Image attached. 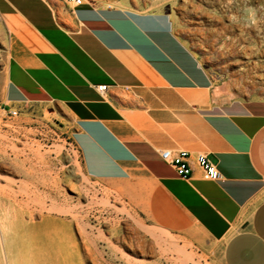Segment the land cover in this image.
I'll return each instance as SVG.
<instances>
[{
  "label": "crops",
  "instance_id": "1",
  "mask_svg": "<svg viewBox=\"0 0 264 264\" xmlns=\"http://www.w3.org/2000/svg\"><path fill=\"white\" fill-rule=\"evenodd\" d=\"M0 22L2 110L61 106L88 177L140 188L154 225L196 229L219 247L222 264H264V100L215 96L171 13L0 0ZM163 149L189 153V178L161 159ZM198 154L221 180L206 177Z\"/></svg>",
  "mask_w": 264,
  "mask_h": 264
},
{
  "label": "rangeland",
  "instance_id": "2",
  "mask_svg": "<svg viewBox=\"0 0 264 264\" xmlns=\"http://www.w3.org/2000/svg\"><path fill=\"white\" fill-rule=\"evenodd\" d=\"M84 1L171 13L215 96L264 100V0ZM7 47L0 22V92ZM68 126L51 102L19 106L15 116L0 108V264H222L196 229L154 225L140 188L88 177ZM46 220L63 232L46 231Z\"/></svg>",
  "mask_w": 264,
  "mask_h": 264
},
{
  "label": "built area",
  "instance_id": "3",
  "mask_svg": "<svg viewBox=\"0 0 264 264\" xmlns=\"http://www.w3.org/2000/svg\"><path fill=\"white\" fill-rule=\"evenodd\" d=\"M67 2L77 6L83 4L84 0H66ZM97 90L100 93H105L107 85H98ZM108 97V96H106ZM19 106L10 107L7 109L9 116H15L18 114ZM160 157L166 163L172 165L175 172L179 177L189 178L192 172V167L189 162V153L185 150L172 151L171 149H163L159 152ZM197 164L204 170L205 175L211 180H221L222 174L217 168L216 163L208 158L206 154H198L196 156Z\"/></svg>",
  "mask_w": 264,
  "mask_h": 264
},
{
  "label": "bare ground",
  "instance_id": "4",
  "mask_svg": "<svg viewBox=\"0 0 264 264\" xmlns=\"http://www.w3.org/2000/svg\"><path fill=\"white\" fill-rule=\"evenodd\" d=\"M251 51V50H250ZM247 57V56H246ZM249 57V56H248ZM246 60V59H245ZM251 60V59H250ZM217 95V94H216ZM31 202V201H30ZM58 206H59V204H58ZM27 207V206H26ZM69 210V209H68ZM53 211V210H52ZM56 211V210H55ZM58 212H60V211H58ZM73 216V215H72ZM74 217V216H73ZM75 218V217H74ZM80 220V219H79ZM47 221V222H46ZM45 222H46V224L47 223H50V224H48V227L46 228V231H51L52 233H54V234H56V236L57 235H59L58 234V232H63V230H60L59 229V225H57V222H50V221H52V220H46ZM49 221V222H48ZM78 224V223H77ZM87 224V223H86ZM50 225V226H49ZM79 225V224H78ZM49 227H50V229H49ZM80 227V226H79ZM82 231V230H81ZM61 232V233H62ZM97 252V251H96ZM10 254V251L9 250H6V255H9ZM98 254V253H97ZM99 255H101V254H99ZM101 257V256H100ZM101 259H102V257H101ZM9 262H10V259H7ZM103 260V259H102ZM60 261H61V263L63 264V262L64 263H66V259H60ZM107 261V260H106ZM105 262V261H104ZM108 262V261H107ZM108 264H109V262H108ZM126 264H128V263H126ZM158 264H160V263H158Z\"/></svg>",
  "mask_w": 264,
  "mask_h": 264
}]
</instances>
